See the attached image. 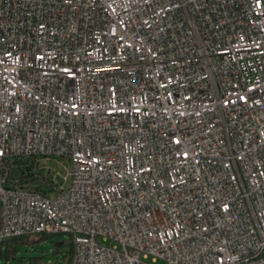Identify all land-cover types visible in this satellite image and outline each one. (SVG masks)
Listing matches in <instances>:
<instances>
[{"label":"built area","instance_id":"obj_1","mask_svg":"<svg viewBox=\"0 0 264 264\" xmlns=\"http://www.w3.org/2000/svg\"><path fill=\"white\" fill-rule=\"evenodd\" d=\"M40 233L264 264V0H0V240Z\"/></svg>","mask_w":264,"mask_h":264},{"label":"rangeland","instance_id":"obj_2","mask_svg":"<svg viewBox=\"0 0 264 264\" xmlns=\"http://www.w3.org/2000/svg\"><path fill=\"white\" fill-rule=\"evenodd\" d=\"M44 163L49 164L52 168L59 170L63 174L66 172L64 166L67 168L70 167L68 160L65 158L51 159L44 161ZM65 184L68 185V181ZM38 236L39 235L34 234V237ZM68 237L69 235L67 233H56L47 236L45 239L36 242L34 245L19 244L14 257L9 260L0 259V264H63V262L58 263V255L54 253V248L55 243L62 242L65 239H68ZM60 249L65 250L66 246L64 248H59V250Z\"/></svg>","mask_w":264,"mask_h":264},{"label":"trees","instance_id":"obj_3","mask_svg":"<svg viewBox=\"0 0 264 264\" xmlns=\"http://www.w3.org/2000/svg\"><path fill=\"white\" fill-rule=\"evenodd\" d=\"M52 234L56 233H40L37 234L39 235L38 237H34V235H22L19 237L2 239L0 240V259L9 260L10 258L14 257V254L19 244L34 245L36 242L41 241L47 236H51ZM65 246V250H59V248H64ZM54 253L58 255V263L63 262V264H68L72 255V244L70 241V237H68V239H65L62 242L55 243Z\"/></svg>","mask_w":264,"mask_h":264}]
</instances>
